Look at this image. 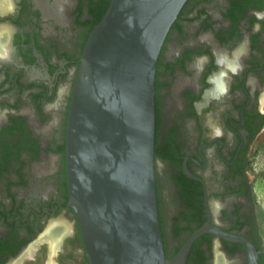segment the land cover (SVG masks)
<instances>
[{
	"label": "flooded vegetation",
	"instance_id": "af4514ba",
	"mask_svg": "<svg viewBox=\"0 0 264 264\" xmlns=\"http://www.w3.org/2000/svg\"><path fill=\"white\" fill-rule=\"evenodd\" d=\"M108 0H0V264H89L68 204L66 123ZM164 250L185 264H264L250 175L264 130V0H185L154 80Z\"/></svg>",
	"mask_w": 264,
	"mask_h": 264
},
{
	"label": "water",
	"instance_id": "95a60500",
	"mask_svg": "<svg viewBox=\"0 0 264 264\" xmlns=\"http://www.w3.org/2000/svg\"><path fill=\"white\" fill-rule=\"evenodd\" d=\"M185 0H110L88 34L66 123L65 167L89 264H185L196 230L167 257L154 170L156 63ZM247 263L258 251L245 239Z\"/></svg>",
	"mask_w": 264,
	"mask_h": 264
},
{
	"label": "rangeland",
	"instance_id": "374dc122",
	"mask_svg": "<svg viewBox=\"0 0 264 264\" xmlns=\"http://www.w3.org/2000/svg\"><path fill=\"white\" fill-rule=\"evenodd\" d=\"M255 143L250 175L253 180L260 230L264 238V130Z\"/></svg>",
	"mask_w": 264,
	"mask_h": 264
},
{
	"label": "trees",
	"instance_id": "16d2710c",
	"mask_svg": "<svg viewBox=\"0 0 264 264\" xmlns=\"http://www.w3.org/2000/svg\"><path fill=\"white\" fill-rule=\"evenodd\" d=\"M109 2H110V0H108V2L103 6V9L100 11V13H99L97 19L95 20V23H94V24H96L97 22L100 21V19L102 18V16L104 15L106 9H107L108 6H109Z\"/></svg>",
	"mask_w": 264,
	"mask_h": 264
}]
</instances>
